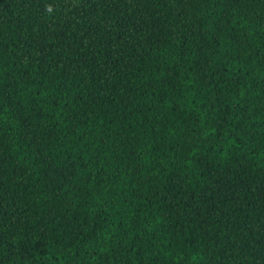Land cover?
Returning a JSON list of instances; mask_svg holds the SVG:
<instances>
[{
	"label": "trees",
	"instance_id": "trees-1",
	"mask_svg": "<svg viewBox=\"0 0 264 264\" xmlns=\"http://www.w3.org/2000/svg\"><path fill=\"white\" fill-rule=\"evenodd\" d=\"M0 264H264V0H0Z\"/></svg>",
	"mask_w": 264,
	"mask_h": 264
}]
</instances>
